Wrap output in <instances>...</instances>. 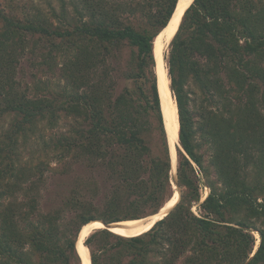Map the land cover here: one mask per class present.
I'll return each instance as SVG.
<instances>
[{
    "label": "trees",
    "instance_id": "1",
    "mask_svg": "<svg viewBox=\"0 0 264 264\" xmlns=\"http://www.w3.org/2000/svg\"><path fill=\"white\" fill-rule=\"evenodd\" d=\"M177 2L0 8V123L12 121L0 133V264H82L83 226L153 216L172 198L154 42ZM41 41L47 60L63 62L52 98L30 96L15 80L20 59ZM164 60L179 121V200L140 236L92 233L84 241L91 264H264V0H193ZM190 84L209 106L198 120ZM59 114L69 126L56 160L97 166L110 188L100 203L72 192L63 210L43 214L36 191L45 169L26 167L20 147Z\"/></svg>",
    "mask_w": 264,
    "mask_h": 264
},
{
    "label": "rangeland",
    "instance_id": "2",
    "mask_svg": "<svg viewBox=\"0 0 264 264\" xmlns=\"http://www.w3.org/2000/svg\"><path fill=\"white\" fill-rule=\"evenodd\" d=\"M9 1H12L13 5L19 7V9L25 7L27 11H32L33 8H37L45 13H51L53 11L60 13L61 11V0H0V8L6 7ZM63 1L67 11L71 12V0ZM20 12L23 11L20 10ZM168 44L169 42H166L165 45H163V60L164 56H167L168 53ZM30 47L32 46L29 45V48ZM48 50L49 48L46 42H38L34 47V52H30L27 49V52L20 59L17 66L15 80L19 84L21 90H29L30 96L52 98L56 96L54 94L59 90L58 85L61 83H59V76L63 64L62 58L47 60L46 52ZM47 62L49 63L48 66ZM164 65L166 69L165 60ZM49 66H51L52 71L49 70ZM188 91L190 93V107L193 116L198 120L197 116L200 106L203 105L207 107L208 104L202 100L203 96L194 85L190 84ZM11 122V117H5L0 123V133L6 131L11 125ZM68 126L69 120L63 114H59V120L55 123H50L48 121L40 123L34 133L29 135V138L25 141L23 139L24 144H21L20 147L22 163L26 164V167L37 166L39 168L41 167V169H45L36 191L38 207L43 214L63 210L64 200L72 192H77L79 195L83 196V198L91 199L90 197H94L92 199L95 203H100L103 193L110 188L105 174L97 166H92L84 160L79 162H74L69 158L63 161L56 160L60 150H55L54 147L57 145L58 141H61L65 137ZM174 156L176 159V147L174 148ZM42 161L46 163L45 167L36 165ZM171 177L173 188H175L174 191L177 190L179 192V188L175 182V176L172 172ZM199 177L201 178L200 174ZM199 189L201 198L207 195L208 188L204 180L201 181ZM18 198L19 201L24 200L21 195H19ZM258 201H260V199ZM192 210L195 214L199 212L194 205ZM252 233L254 234L256 245H258V234L256 231Z\"/></svg>",
    "mask_w": 264,
    "mask_h": 264
},
{
    "label": "bare ground",
    "instance_id": "3",
    "mask_svg": "<svg viewBox=\"0 0 264 264\" xmlns=\"http://www.w3.org/2000/svg\"><path fill=\"white\" fill-rule=\"evenodd\" d=\"M193 0H178L177 9L172 16L167 27L158 35L154 42V56L156 59V74H157V85L160 99V108L164 121V129L169 134L170 142V157L172 162V174L176 176L174 173V169L176 166V160L174 156V148L176 147V143L178 142V114L177 107L172 97L171 91L169 89V80L167 78L166 69L163 60V45L165 43L170 42L173 35L175 34L178 25L181 20V16L185 9L190 5ZM175 178V177H174ZM175 188H173L174 190ZM206 198L205 196L202 200ZM179 200V192L177 190L174 191V195L170 200H168L164 206L159 210L156 215L145 217L142 219L130 220V221H121L117 222L114 225V228L111 230L113 234L123 237V238H131L140 236L151 229L155 222L161 220L168 212L172 210V208L177 204ZM103 226L99 221H92L85 225L79 234L76 242V249L78 255L83 264H90V256L89 250L84 245V241L93 231L102 230ZM93 235V234H92ZM258 240V239H257Z\"/></svg>",
    "mask_w": 264,
    "mask_h": 264
},
{
    "label": "water",
    "instance_id": "4",
    "mask_svg": "<svg viewBox=\"0 0 264 264\" xmlns=\"http://www.w3.org/2000/svg\"><path fill=\"white\" fill-rule=\"evenodd\" d=\"M191 3H192V2H191ZM191 3H190V4H191ZM189 6H190V5H188V7H189ZM188 7H187V8H188ZM187 8H186V9H187ZM176 9H177V5H176V8H175V11H176ZM186 9H185V10H186ZM175 11H174V13H175ZM184 12H185V11H184ZM184 12H183V14H182V16H181V20H182V17H183V15H184ZM173 15H174V14H173ZM181 20H180V22H181ZM179 24H180V23H179ZM178 27H179V25H178ZM177 30H178V28H177ZM177 30H176V32H177ZM176 32H175V33H176ZM174 35H175V34H174ZM174 35H173V36H174ZM172 38H173V37H172ZM155 61H156V59H155ZM156 65H157V63H156ZM178 133H179V127H178ZM165 135H166V140H167V144H168V148H169V152H170V147H169V142H170L169 140H170V138H169V134H167L166 131H165ZM177 146H178V142L176 143V147H177ZM175 160H176V159H175ZM171 164H172V162H171ZM175 168H176V167H175ZM175 170H176V169H174V171H175ZM175 178H176V176H175ZM205 197H206V196H205ZM203 200H204V199H203ZM167 214H168V213H167ZM165 216H166V215H165ZM99 223H101V225L103 226V229H102V230H105V231H108V232H111V233H112L111 230L114 228V225L116 224V223H103V222H101V221H99ZM83 227H84V226H83ZM83 227H82V228H83ZM82 228H81V229H82ZM80 231H81V230H80ZM95 231H96V230H95ZM95 231H93L92 233H94ZM92 233H91V234H92ZM79 234H80V232H79ZM79 234H78V237H79ZM91 234H90V235H91ZM90 235H89V236H90ZM256 248H257V245H256V247H255V250H256ZM89 260H90V258H89ZM90 262H91V261H90ZM81 263H82V261H81ZM82 264H83V263H82ZM90 264H91V263H90Z\"/></svg>",
    "mask_w": 264,
    "mask_h": 264
}]
</instances>
